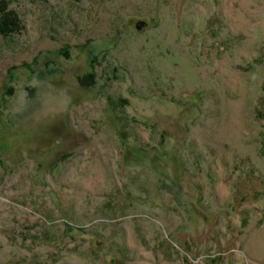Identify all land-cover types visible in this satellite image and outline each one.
<instances>
[{"label": "rangeland", "instance_id": "374dc122", "mask_svg": "<svg viewBox=\"0 0 264 264\" xmlns=\"http://www.w3.org/2000/svg\"><path fill=\"white\" fill-rule=\"evenodd\" d=\"M5 4L0 264H264V0Z\"/></svg>", "mask_w": 264, "mask_h": 264}, {"label": "trees", "instance_id": "16d2710c", "mask_svg": "<svg viewBox=\"0 0 264 264\" xmlns=\"http://www.w3.org/2000/svg\"><path fill=\"white\" fill-rule=\"evenodd\" d=\"M20 20L12 16L6 11L5 0H0V32L4 35H11L19 29ZM90 79L95 78V75L89 76ZM83 85V81L81 82Z\"/></svg>", "mask_w": 264, "mask_h": 264}, {"label": "water", "instance_id": "95a60500", "mask_svg": "<svg viewBox=\"0 0 264 264\" xmlns=\"http://www.w3.org/2000/svg\"><path fill=\"white\" fill-rule=\"evenodd\" d=\"M143 25H144V23L143 22H140V23L137 24V28L140 29V28L143 27Z\"/></svg>", "mask_w": 264, "mask_h": 264}]
</instances>
